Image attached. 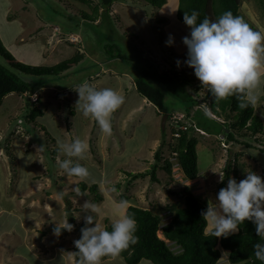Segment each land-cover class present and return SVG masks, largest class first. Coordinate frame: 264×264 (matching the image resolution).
<instances>
[{"label":"rangeland","instance_id":"obj_1","mask_svg":"<svg viewBox=\"0 0 264 264\" xmlns=\"http://www.w3.org/2000/svg\"><path fill=\"white\" fill-rule=\"evenodd\" d=\"M178 2L167 0L157 7L143 0H116L110 8L111 19L94 24L95 30L87 25L89 33H84L85 39L81 32H66V36L61 37L60 26L74 25V20L66 17V22L60 18V26L55 23L62 14L72 16L89 10L85 3L78 0H0V38L16 60L53 65L71 57L79 47L89 55L61 75L51 77L49 83L33 93H8L0 105V264H80L73 241L80 236L84 221L81 205L86 199L101 207L99 222L108 227V218L124 215L130 204L153 208L163 215L166 210L162 207L181 200L184 185H189L193 193L208 202L228 178L221 186L216 171L225 174L224 168L229 161L233 162L236 152H243L240 157L245 162V175L246 171L253 170L264 177V142L247 147L236 141L228 142L223 134L214 141L218 145L215 155L209 148L213 137L204 135L196 178L185 177L176 162L171 175L164 167L166 157L174 159L169 147L173 140L172 119L182 118L183 113L173 111L172 119L167 117L163 130V115H169L178 106V100L167 96V107L161 111L137 91L136 73L129 67L147 61L159 70L176 69L195 75L193 68L183 63L187 47L182 37L189 34V27L176 17ZM240 13L251 27L264 31V0H242ZM160 18L165 21L161 22ZM131 32L139 38H132ZM170 34L174 43L168 45L165 41ZM107 43L119 44L120 51L115 53L122 52L125 59L105 61ZM177 59L181 61L179 67ZM0 61L10 62L1 55ZM261 71L264 72V67ZM84 81L96 87H111L124 97L123 103L110 116L111 134H102L93 118L75 112L78 93L72 87ZM263 86L264 78L259 84L261 92H264ZM202 103L205 102L200 99L199 106ZM35 106L44 113L31 121L27 114ZM256 110L264 121V95ZM57 136L68 139L78 136L87 141V159L81 163L89 168L88 178H69L58 168ZM163 138L166 144L160 148L161 158L156 168L159 180L151 179L150 174L134 178V173L152 169ZM229 176L234 177V173L231 171ZM81 180L88 184L97 182L103 200H95V193L88 188L82 191ZM77 188L86 195H77ZM170 190L177 193L172 194ZM122 194L130 199L120 207ZM68 209L73 222L68 218ZM64 219L74 227L57 237L52 232L53 220ZM169 219L170 214L164 215L162 222ZM158 233L163 237L161 231ZM222 256L220 264H230L224 249ZM111 261L113 257H104L101 264ZM115 263L126 264L119 255ZM140 264L153 263L143 259Z\"/></svg>","mask_w":264,"mask_h":264},{"label":"trees","instance_id":"obj_2","mask_svg":"<svg viewBox=\"0 0 264 264\" xmlns=\"http://www.w3.org/2000/svg\"><path fill=\"white\" fill-rule=\"evenodd\" d=\"M78 1L85 3L89 10H81L80 14H73L72 16H68L66 13L62 14L61 17L58 16V21L55 22L58 26L62 24L60 18L65 22L66 17L74 20V25L67 27L66 24H62L60 26L63 32L61 37L66 36V32H81L84 38L87 37L84 35V33H89L87 25L92 28L91 30H95L93 26L97 22L100 23L111 19L110 8L116 0ZM143 1L147 5L161 7L167 0ZM241 3L242 0H179L175 14L182 23H184V12L188 11L190 13L192 10L198 11V21L205 16L215 19L225 10H231L233 14L243 18L240 13ZM160 21L163 22L165 19L160 18ZM81 28L84 29L82 30ZM131 33L132 38H139L134 32ZM93 35L94 32L91 36ZM115 48L118 50H115ZM115 51H120L119 44L107 43L104 52L107 59L104 60L125 59L121 54L122 52L115 53ZM0 55L10 61L8 64L0 61V105L8 93H33L49 83L52 80L51 77L61 75L71 66L79 64L84 58L89 56L86 51L81 50L79 47L71 57L56 64H28L16 60L4 46L1 38ZM92 60L96 65L99 64L95 59ZM150 65L151 63L147 61L140 66H137V64L130 65L131 68L129 67V70L132 69V72L135 71L136 73L134 83L137 91L142 97L159 107L161 111L167 107V96L178 100V106L174 107L168 115L171 119L173 111L183 113L182 118L172 119L174 126L172 127L173 140L169 143V147L174 159L171 160L166 157L164 165L170 175L176 162L179 170L188 179H194L198 176L199 148L204 135L213 137L212 144L209 145L212 155H215L214 152L218 149V145L214 141H218L217 136L219 134H223L228 142L236 141L247 147H255V142H264V121L256 112V108L249 106L241 109L238 106L235 95L219 101L217 105L207 90L201 86L195 75H189L187 72L176 69L159 70L156 66L153 68ZM200 99H203L212 110V118H208L203 114L201 106H199ZM43 113L44 111L40 107H31L27 118L31 121H36ZM199 130L203 133L199 134ZM258 133L259 135H257ZM165 144L166 139L163 138L161 146L156 150V161L152 165V169L147 172L134 173V178L145 177L150 174L151 179L159 180L156 168L161 158L160 148ZM242 154V151L236 152L233 162L229 161L226 164L224 168L226 169L225 178L221 182V186H223L231 171L236 179L244 177L245 162L241 160L242 157L240 156ZM79 186L82 191L88 188L94 192L95 200H103V196L98 192L97 182L88 184L85 180H81ZM182 192L180 194L182 196L181 200L162 207V209L166 210L163 215L155 212L153 208L134 204H130L127 207L125 214L133 216L136 220L137 228L135 234L138 240L134 245H130L128 249L123 250L119 254L122 261L126 264H140L143 259L149 260L153 264H220L223 257L222 250L224 249L227 251V261L230 264H264V262L256 260L252 255L253 245L260 241V238L256 235L255 225L251 221L246 220L238 227L235 233L227 237H205L203 230L206 227V222L201 217V210L206 208L208 202L193 193L189 185H184ZM170 193L177 192L170 190ZM129 199L127 195L122 194L121 200L127 202ZM167 214H170V219L168 222L163 223V216ZM67 215L70 221L72 220L73 222L69 209ZM81 225H84V221H82ZM159 231H161L163 237L159 235ZM75 255L80 262L77 252H75ZM114 258L110 264H116L115 259L118 256ZM117 261H120V259Z\"/></svg>","mask_w":264,"mask_h":264},{"label":"clouds","instance_id":"obj_3","mask_svg":"<svg viewBox=\"0 0 264 264\" xmlns=\"http://www.w3.org/2000/svg\"><path fill=\"white\" fill-rule=\"evenodd\" d=\"M198 16L197 10L183 14V22L190 26L189 34L182 37L187 47V58L183 63L193 68L201 86L217 105L219 101L235 95L241 109L249 106L257 108L261 95H264L259 90L260 81L264 78L261 71L264 67V31L251 27L231 10L223 11L215 19L205 16L198 21ZM165 43H174L171 34ZM176 64L180 66V59L176 60ZM72 88L78 93L75 112L93 118L102 134H111L110 116L123 103L124 97L111 87H96L86 81ZM201 110L206 117H213L206 103L201 104ZM56 150V164L63 174L69 178L89 177L87 164L81 163L87 159L86 140L78 136L71 139L57 136ZM216 172L223 181L225 174ZM246 173L239 180L228 176L226 184L201 210V217L206 222L203 235L227 237L246 220L251 221L260 238L253 245L252 255L264 262V242H261L264 241V177L253 170ZM75 190L77 195H86L80 193L78 188ZM125 203L121 200L119 206L123 207ZM81 209L84 225L80 228L79 238L73 241L80 264H101L102 258L117 257L137 242V225L133 216H110V226L105 227L99 222L102 209L96 202L86 199ZM74 216L80 218V215ZM53 221L52 232L57 237L62 231H71L74 227L68 219Z\"/></svg>","mask_w":264,"mask_h":264},{"label":"water","instance_id":"obj_4","mask_svg":"<svg viewBox=\"0 0 264 264\" xmlns=\"http://www.w3.org/2000/svg\"><path fill=\"white\" fill-rule=\"evenodd\" d=\"M167 117H168V114L165 113V114L163 115V118H162V129H163V130L165 129V121H166Z\"/></svg>","mask_w":264,"mask_h":264},{"label":"crops","instance_id":"obj_5","mask_svg":"<svg viewBox=\"0 0 264 264\" xmlns=\"http://www.w3.org/2000/svg\"><path fill=\"white\" fill-rule=\"evenodd\" d=\"M10 44H12V43H10ZM14 44V43H13Z\"/></svg>","mask_w":264,"mask_h":264}]
</instances>
